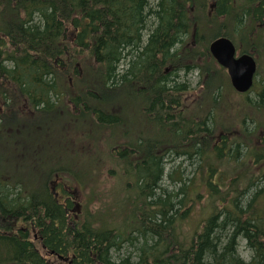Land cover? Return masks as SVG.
I'll return each mask as SVG.
<instances>
[{
    "label": "trees",
    "instance_id": "trees-1",
    "mask_svg": "<svg viewBox=\"0 0 264 264\" xmlns=\"http://www.w3.org/2000/svg\"><path fill=\"white\" fill-rule=\"evenodd\" d=\"M218 37L264 58V0H0V132L36 123L50 142L29 136L35 157L0 161V264H264V79L240 105L249 113L230 107L232 126L218 128L233 91L208 53ZM192 73L195 93L177 81ZM138 113L154 130L132 140L119 129ZM177 159L191 177L165 174ZM109 166L104 210L63 193L68 181L94 198ZM130 190L134 223L119 226Z\"/></svg>",
    "mask_w": 264,
    "mask_h": 264
},
{
    "label": "rangeland",
    "instance_id": "rangeland-1",
    "mask_svg": "<svg viewBox=\"0 0 264 264\" xmlns=\"http://www.w3.org/2000/svg\"><path fill=\"white\" fill-rule=\"evenodd\" d=\"M261 59H256L257 61V68H258V72H257V77H256V82L254 84L253 89L245 94V95H237L235 94L233 91L231 93H226L224 95V98L221 101L220 106L223 107L224 109H226L229 106V112L228 115H222L221 116L216 113V124L217 127L220 128V126H226V128H229L232 126L233 123H231L232 119L235 118L237 111L233 112L230 114V107L233 109L235 108L240 110V105L243 104L245 99H249L251 100V102L254 104L258 101V94L260 93V88L262 86V81L264 79V58L260 57ZM178 82L183 83L186 82L189 87L188 89L192 92L195 93L193 90L196 87V85H198V78L196 76V73H192L188 76L182 77V75L180 74V79H177ZM263 101H264V97H263ZM249 106H245L243 105L241 108V113L244 114H248L249 113ZM251 109V108H250ZM134 116V126L133 128L130 126V124L125 123L123 125H121L119 131L122 133H130L132 140H135V136L136 134H138L142 129L146 130V131H150V134L153 132L154 130V125L152 123H148L146 121H144V123L141 121V116L138 114H133ZM131 117L130 114L128 115V118ZM151 116L146 114V119H149ZM131 119V118H130ZM257 119L264 125V114L259 115V117H257ZM70 121L71 119L69 118L66 123L63 125L64 128H69L70 127ZM40 123V122H39ZM20 126L23 128V132H20ZM14 129L17 130L18 132L11 136V134L9 133V129L4 131V132H0V161H4L5 157L7 158L9 155H18L20 152L24 153L26 156L30 155L32 153V155L35 157L36 153H37V146H33L32 147V151L30 149H26L27 144L26 141H24L25 138L32 136V135H38L39 137L34 136L35 138H38L39 141L43 142V145L41 144V149H49L50 147H48V137H43L42 132L40 131L42 126L40 125L39 128L36 127V123H15L13 125ZM132 128V130H131ZM22 134V135H19ZM19 135V136H18ZM14 138H11V137ZM10 137V138H9ZM64 146L68 147V144L65 142ZM56 150H62V151H68V150H64V149H58L56 148ZM41 152V151H40ZM54 153L56 155H62L63 158H65L67 160V162L71 159L70 155L67 154L66 152H59V151H54L52 153V158ZM68 165V163H66ZM179 167L180 169L185 170V177H191L190 174L193 171V166H189L188 167V163L184 162L182 159H177V160H172L170 163H167L165 166V174H168L170 171H173L176 169V167ZM30 171L32 174H34V176L37 175V171L34 168H30L29 172H26L25 174H30ZM33 171V172H32ZM111 167H106L102 170V173L100 175V181H99V185L98 188L95 191V197L91 198V189L89 186L87 187H82L80 189H75V190H70L72 188V186L69 184L68 181H65V185L67 186L66 189H64L63 193L65 194H73V196L71 197L73 200H75L77 203L80 202H86V204L88 203L87 200H89V202H91V205H84L87 206L88 209L95 211L96 209L99 208V210H104L105 206L110 204V193H112V187H114L117 184V176L115 174H111ZM42 177V175H40V178ZM51 182L56 183L55 184V188L57 187V190H55V192L57 191L59 194H61L62 190L61 189V182L57 181V180H52ZM41 183V182H40ZM168 183V182H166ZM37 185V184H34ZM121 185V184H120ZM168 188H171L170 184H167ZM170 186V187H169ZM69 188V189H68ZM42 192V191H40ZM91 199H93L91 201ZM109 199V200H106ZM134 204V193L132 190H130L126 195L119 197L118 199H116L115 201V209H114V214L119 218L118 221V225L120 226L122 223L128 221L130 224H133V215H134V209L135 207H133ZM83 206V205H82ZM101 208V209H100ZM120 256L122 257L123 255H127V252H125L124 250L120 251ZM238 255L240 258H242L243 260L247 261L250 258V252L247 250V248L245 247L244 242H240V245L238 247ZM64 264H66L67 262H63ZM54 264V263H52Z\"/></svg>",
    "mask_w": 264,
    "mask_h": 264
},
{
    "label": "water",
    "instance_id": "water-1",
    "mask_svg": "<svg viewBox=\"0 0 264 264\" xmlns=\"http://www.w3.org/2000/svg\"><path fill=\"white\" fill-rule=\"evenodd\" d=\"M208 51L216 63L226 70L232 89L238 94L249 92L256 74L254 58L248 54L235 58V47L225 37L212 41Z\"/></svg>",
    "mask_w": 264,
    "mask_h": 264
},
{
    "label": "flooded vegetation",
    "instance_id": "flooded-vegetation-1",
    "mask_svg": "<svg viewBox=\"0 0 264 264\" xmlns=\"http://www.w3.org/2000/svg\"><path fill=\"white\" fill-rule=\"evenodd\" d=\"M51 190H52L54 193H56V192H55V190H56V189H55V184H51ZM10 231H11V230H10V227L7 226V227H5L3 230H1L0 233L9 237ZM14 231L17 232V231H19V230H18V229H15ZM21 231H22V233H24L25 231H27V229H26V228H21Z\"/></svg>",
    "mask_w": 264,
    "mask_h": 264
},
{
    "label": "bare ground",
    "instance_id": "bare-ground-1",
    "mask_svg": "<svg viewBox=\"0 0 264 264\" xmlns=\"http://www.w3.org/2000/svg\"><path fill=\"white\" fill-rule=\"evenodd\" d=\"M124 156V155H123ZM51 199V198H50ZM185 217V216H184Z\"/></svg>",
    "mask_w": 264,
    "mask_h": 264
}]
</instances>
